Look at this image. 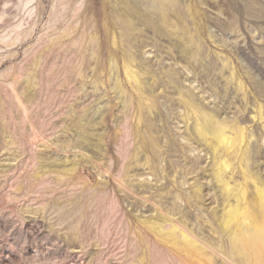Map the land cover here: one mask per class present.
<instances>
[{"label":"rangeland","instance_id":"obj_1","mask_svg":"<svg viewBox=\"0 0 264 264\" xmlns=\"http://www.w3.org/2000/svg\"><path fill=\"white\" fill-rule=\"evenodd\" d=\"M259 187L264 0H0V264H264Z\"/></svg>","mask_w":264,"mask_h":264},{"label":"bare ground","instance_id":"obj_2","mask_svg":"<svg viewBox=\"0 0 264 264\" xmlns=\"http://www.w3.org/2000/svg\"><path fill=\"white\" fill-rule=\"evenodd\" d=\"M209 124H208V127H204V125H201V123H198V127L196 129V132L197 134L200 136V137H203L205 139H207V136L211 135L212 136V140L211 143H212V148H213V151L216 153L218 152V146H214V141L217 140L219 142V144L223 143L225 140L229 139L231 140V137H227L225 134H224V131H221L220 128H217L215 123L213 122L212 119L208 120L207 121ZM206 126V125H205ZM225 170V169H224ZM229 188V187H228ZM261 188L260 189V195L261 197L264 196V188L263 187H259ZM260 197V196H259ZM234 215V214H233ZM166 220V219H165ZM164 221V220H163ZM167 222V220H166ZM229 223V221H228ZM240 223V222H239ZM242 225V224H241ZM243 227L245 229V231L243 232L242 234V237H245V238H250L252 237L253 235L255 234H259L261 235L263 238H264V225H258V226H253L251 225V220L249 222H245L243 224ZM240 229V228H239ZM243 229V230H244ZM242 230V231H243ZM182 231V230H181ZM171 232V231H170ZM178 232V230H177ZM176 232V230H173V237H176L178 236V233ZM233 233V232H232ZM240 233V231H239ZM180 237H183V243H182V250L185 251V252H189V251H194V250H197L199 249V244L194 240L192 239L189 235L183 233V232H180ZM258 235V236H259ZM257 236V237H258ZM182 239V238H181ZM253 240V239H252ZM256 241V240H255ZM263 241V239H262ZM261 241V242H262ZM182 242V241H181ZM253 242V241H252ZM254 244V243H253ZM264 245V244H263ZM254 248V247H253ZM201 250V249H200ZM199 251V250H198ZM192 253V252H191ZM191 256V255H190ZM197 258V257H196ZM201 260V259H199ZM205 262V261H204ZM187 264V262L185 263Z\"/></svg>","mask_w":264,"mask_h":264}]
</instances>
